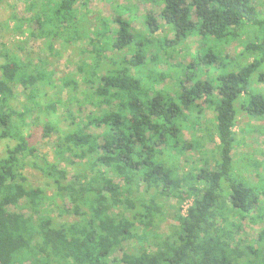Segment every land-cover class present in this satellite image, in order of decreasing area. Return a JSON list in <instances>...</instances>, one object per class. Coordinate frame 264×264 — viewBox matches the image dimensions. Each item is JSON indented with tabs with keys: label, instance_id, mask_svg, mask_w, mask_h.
I'll return each mask as SVG.
<instances>
[{
	"label": "trees",
	"instance_id": "trees-1",
	"mask_svg": "<svg viewBox=\"0 0 264 264\" xmlns=\"http://www.w3.org/2000/svg\"><path fill=\"white\" fill-rule=\"evenodd\" d=\"M90 1L35 0L29 22L49 27L48 37L73 49ZM152 1L163 6L160 17L174 36L162 48L191 37L203 45L189 65L175 67V90L160 88L166 74L142 73L159 61L148 57L155 43L148 37L162 28L152 14L142 18L148 37L122 13L113 19L117 31L93 33L103 49L91 63L80 59L77 74L97 87L81 94L77 83H63L68 102L50 96L58 88L52 62L31 53L24 63L21 48L1 50L0 138L15 144L0 157V264H264V163L247 158L238 169L234 159L239 114L264 118V13L255 0ZM253 34L260 42L245 44L246 65L209 81L211 68L229 61L224 48ZM104 50L125 55L116 69L104 71ZM18 88L24 102L16 99ZM74 101L80 111L91 104L101 114L76 117L68 107ZM201 102L212 109L213 123L204 122ZM60 105L67 111L62 120L70 121L66 132L51 120L60 117ZM36 114L48 121L43 140L56 136L52 161L26 134ZM190 153L199 156L193 166ZM28 168L52 182L53 196L29 185ZM165 222L166 232L155 234ZM245 222L260 226L257 239L245 233Z\"/></svg>",
	"mask_w": 264,
	"mask_h": 264
},
{
	"label": "rangeland",
	"instance_id": "rangeland-1",
	"mask_svg": "<svg viewBox=\"0 0 264 264\" xmlns=\"http://www.w3.org/2000/svg\"><path fill=\"white\" fill-rule=\"evenodd\" d=\"M41 1L46 2V0H37L38 3ZM34 2L35 0H9L0 8V52L3 47L11 51H14L17 47H19L21 50H18V53L24 63H26V56L31 53L35 56L40 55L43 59H47L48 62H52L49 70L53 73V83L58 86L54 92H52L51 88L49 89L50 96L53 99H56V96H58L59 98H62L61 101L68 102V98H70L71 95L67 92L68 88H62L63 83L70 84L72 87H74L73 85L77 83L79 93L81 94L84 89L90 91V89L93 90L94 87H97L96 84L84 85V83H82L81 77L77 74L78 62L80 59H85L91 63L95 58L99 57L97 52L102 51L101 49L103 48L101 47L97 50L96 45L94 44L97 40L93 36V33L101 31L103 28H106L110 33L117 31L118 26L113 23V19L118 13L123 14V19L131 23L135 32L144 35L146 34L147 37V30L142 19L143 17L148 14H152L157 19L158 24L161 25V30L154 37H148L155 42L151 47V52L148 57H157L159 60L158 64L156 66H151L149 69L148 67H145L142 70V73L144 71L145 75H148L152 71L166 74L160 88L164 87L169 91L175 90V80L172 77L174 70H176L175 67L178 65H189L193 61V56L201 51L203 47L201 39L198 37H191L182 45L174 46L171 50L169 49V51L162 48L161 43L165 40L173 41L174 36L170 32L169 27H167L160 17L163 6L158 4L156 1L91 0L88 7L85 8L82 11L81 16L78 17L80 21L82 17H86V22L81 27V29H84V32L78 38L79 43H77L73 49H68L64 46V43L60 38L53 39L47 36L50 31L49 27L42 29L37 22H29V19L32 18V13L27 12V7L28 5H33ZM255 6L259 9V11L264 13V0H255ZM78 26L80 27L81 24ZM250 39L255 42H260L255 38L254 34L250 38H246L244 35L241 38V41L225 47V54L229 56V61L232 62L221 59L219 61V65H214L211 68L209 73L211 78L208 80L213 81L220 75L234 71L237 68L246 65V60L240 55L244 50L245 44ZM50 45L52 46V49L50 48ZM81 51H84L83 54ZM123 56L125 57L124 54L119 52L116 53L104 50L101 53V59L105 61V65H107L103 66V68H105L104 71H106L109 67L116 69L115 64L113 65V63L121 61ZM128 59H131V56H129ZM0 63H4V59L0 58ZM224 66H226V68ZM133 74H136V72L133 71ZM256 76L257 74L253 77V81L256 79ZM205 79L206 78L204 77L203 80ZM254 85L255 84L253 82L251 87L254 88ZM190 86L191 83L188 82L187 87ZM261 89L264 91V86H262ZM78 90L75 92L76 94L74 96L78 99H82ZM16 99L17 101L24 102L25 96L22 88H18L16 90ZM46 101V99H43V103ZM200 105L204 109V122L213 123L214 113L212 109L203 102H201ZM68 107L76 117L82 116L85 118L88 114H101V111L91 104L85 105L81 111L78 110L79 105H77L76 101L71 104L69 103ZM66 112L67 111L61 107L59 110L60 117L58 115L51 117L53 124L58 126L62 132L68 131V124L70 123V121L68 123L62 120L61 116ZM38 115L39 114H36L33 116L34 118L30 119L29 123L31 124V127L26 129V134L31 137V142L34 145H37L39 151L42 154H48L50 160L52 161L54 156L53 140H56V136H53V140H43V124L48 121L44 115ZM197 131L198 132L196 134H198V136L202 135L200 130ZM235 131L238 136V144L234 150L235 166L238 169H243L244 161L247 158H251L253 162L256 163H264V118L260 120L249 119L245 118V115L240 113ZM184 138L187 142H191L193 140V136L187 131L184 133ZM14 144V141L2 140L0 138V157L5 156L8 148L14 146ZM206 150L213 153L215 151V144L208 143ZM190 156L192 159H190L189 163L190 166H193L199 160V156L196 154H191ZM260 171H262V169H260ZM26 175L29 179V185L31 187L45 189L49 196H53L55 194L52 182L39 171L34 168H28ZM251 178L253 180L256 179L254 174H251ZM66 203H69V201ZM168 204L167 210L169 214L172 215L175 211H177V205L175 206L176 203L174 201ZM188 204L185 205V209L188 207ZM74 220V218L69 219V221ZM61 221L64 222L63 220ZM168 224L169 223L166 222L163 223L160 228V232L159 230L154 231L155 234L166 232ZM243 225L245 227V233L248 237L251 239H257L260 226L251 225L248 222L243 223ZM122 254V251H117L114 254V257L120 259Z\"/></svg>",
	"mask_w": 264,
	"mask_h": 264
}]
</instances>
